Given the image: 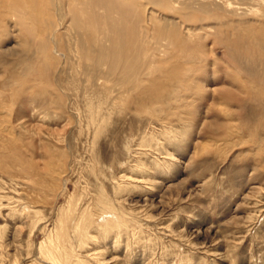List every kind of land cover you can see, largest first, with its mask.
I'll use <instances>...</instances> for the list:
<instances>
[{"label": "rangeland", "instance_id": "1", "mask_svg": "<svg viewBox=\"0 0 264 264\" xmlns=\"http://www.w3.org/2000/svg\"><path fill=\"white\" fill-rule=\"evenodd\" d=\"M56 261L264 264V0H0V264Z\"/></svg>", "mask_w": 264, "mask_h": 264}, {"label": "bare ground", "instance_id": "2", "mask_svg": "<svg viewBox=\"0 0 264 264\" xmlns=\"http://www.w3.org/2000/svg\"><path fill=\"white\" fill-rule=\"evenodd\" d=\"M97 1H99V2H103V0H97ZM113 43L115 44V47H114V49H113V52H118V51H119V46H118V43H117L116 39H113ZM56 262H57V264H59L58 261H56ZM54 263H55V262H54Z\"/></svg>", "mask_w": 264, "mask_h": 264}]
</instances>
